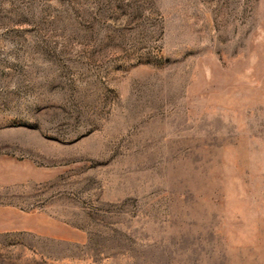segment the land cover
Instances as JSON below:
<instances>
[{
	"label": "rangeland",
	"instance_id": "374dc122",
	"mask_svg": "<svg viewBox=\"0 0 264 264\" xmlns=\"http://www.w3.org/2000/svg\"><path fill=\"white\" fill-rule=\"evenodd\" d=\"M0 264H264V0H0Z\"/></svg>",
	"mask_w": 264,
	"mask_h": 264
}]
</instances>
